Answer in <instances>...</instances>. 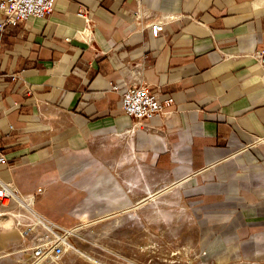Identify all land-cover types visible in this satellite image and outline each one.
<instances>
[{"label": "crops", "instance_id": "1", "mask_svg": "<svg viewBox=\"0 0 264 264\" xmlns=\"http://www.w3.org/2000/svg\"><path fill=\"white\" fill-rule=\"evenodd\" d=\"M1 24L0 180L20 201L0 205V254L24 225L122 208L143 224L168 197L208 259L264 255V0H57ZM136 73L173 99L165 115L123 113L111 84Z\"/></svg>", "mask_w": 264, "mask_h": 264}, {"label": "rangeland", "instance_id": "2", "mask_svg": "<svg viewBox=\"0 0 264 264\" xmlns=\"http://www.w3.org/2000/svg\"><path fill=\"white\" fill-rule=\"evenodd\" d=\"M156 202L144 209V225L137 218L128 220L132 212L122 208L113 216H89L70 227L69 233L56 227V236L64 240L58 257H34L33 242L46 231L35 222L24 225L21 251L0 254V264H264V255L227 262L208 259L196 243L185 211L168 197L165 206ZM133 212L135 217L141 215V207Z\"/></svg>", "mask_w": 264, "mask_h": 264}, {"label": "built area", "instance_id": "3", "mask_svg": "<svg viewBox=\"0 0 264 264\" xmlns=\"http://www.w3.org/2000/svg\"><path fill=\"white\" fill-rule=\"evenodd\" d=\"M57 0H0V11L5 16V23L14 24L17 21H26L30 18H41L49 14ZM83 12L79 13L82 15ZM3 24L0 25V27ZM160 21H153L148 24V28L153 36H157L162 30ZM257 58L264 68V49L257 53ZM8 77L14 81L18 77L16 74H9ZM121 99V109L123 113L138 123H146L154 118L165 115L174 103L171 97L160 98L157 92L146 85L140 73H136L131 79L118 80L111 84ZM7 162L6 157L0 153V164ZM20 196L17 190L0 180V205L11 208L13 204H19ZM51 231L46 232L36 238L33 242V256H53L58 257L63 251V241L56 236L52 224ZM55 238V239H53Z\"/></svg>", "mask_w": 264, "mask_h": 264}]
</instances>
